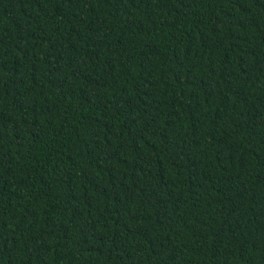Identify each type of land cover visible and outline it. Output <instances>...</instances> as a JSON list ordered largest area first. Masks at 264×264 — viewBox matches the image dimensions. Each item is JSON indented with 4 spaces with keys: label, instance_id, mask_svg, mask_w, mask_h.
Here are the masks:
<instances>
[{
    "label": "trees",
    "instance_id": "trees-1",
    "mask_svg": "<svg viewBox=\"0 0 264 264\" xmlns=\"http://www.w3.org/2000/svg\"><path fill=\"white\" fill-rule=\"evenodd\" d=\"M0 264H264V0H0Z\"/></svg>",
    "mask_w": 264,
    "mask_h": 264
}]
</instances>
